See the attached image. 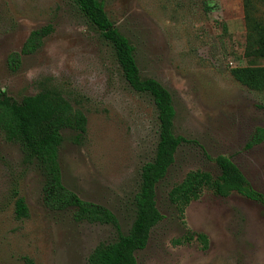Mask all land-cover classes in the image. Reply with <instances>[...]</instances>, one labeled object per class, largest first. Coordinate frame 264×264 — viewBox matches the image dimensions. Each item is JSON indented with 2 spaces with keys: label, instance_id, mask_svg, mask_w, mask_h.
<instances>
[{
  "label": "rangeland",
  "instance_id": "rangeland-1",
  "mask_svg": "<svg viewBox=\"0 0 264 264\" xmlns=\"http://www.w3.org/2000/svg\"><path fill=\"white\" fill-rule=\"evenodd\" d=\"M99 1L132 45L141 77L170 93L173 133L186 140L157 186L162 218L135 253L136 264H264L263 205L204 189L181 220L168 198L189 172L217 178V156L230 158L264 196V140L253 142L264 128V92L230 75L235 67L264 65L247 55L254 48L247 17L264 24V0ZM45 27L50 31L41 47L12 69L9 56ZM44 90L58 93L86 119L81 136L61 131L63 187L108 210L117 223L77 221L71 209L46 208L37 163L0 132V264H87L98 245L129 232L141 167L155 155L151 98L129 87L113 49L73 0H0V94L20 104ZM18 197L27 208L22 219L15 216ZM196 234L207 237L206 249Z\"/></svg>",
  "mask_w": 264,
  "mask_h": 264
},
{
  "label": "trees",
  "instance_id": "trees-1",
  "mask_svg": "<svg viewBox=\"0 0 264 264\" xmlns=\"http://www.w3.org/2000/svg\"><path fill=\"white\" fill-rule=\"evenodd\" d=\"M79 11L113 49L115 60L129 87L137 93L149 96L157 113L158 141L152 161L145 163L140 170V184L134 196L135 217L129 232L119 235L109 244L98 245L89 255L87 264H136L135 253L143 250L148 242L150 231L161 220L156 205V189L174 163L178 148L186 142L173 133L175 110L172 98L166 88L152 78L143 79L136 64L133 47L109 20L103 3L99 0H73ZM248 19V39L254 47L248 56L264 60V24ZM50 27L30 33L20 53H12L8 64L16 69L22 55L35 53L42 40L49 34ZM232 78L252 91L264 92V65L235 67L230 70ZM86 119L56 92L44 90L37 95L24 98L20 104L13 103L0 94V132L9 142L17 143L26 156L32 158L40 168L45 182L43 200L46 208L52 211L72 210L77 221L116 225L114 215L108 210L81 201L75 194L66 190L61 182L58 148L62 140L61 131L71 129L79 136L85 132ZM256 133L253 142L264 140V128ZM219 171L217 178L210 173L193 171L186 174L182 182L174 186L168 194L180 219L185 209L198 200L204 189H209L217 197L225 198L235 193L264 206V196L256 192L248 183L240 169L226 156L214 160ZM15 216H27L23 198L15 201ZM193 235L189 234L188 240ZM195 238L204 249L208 239L203 234Z\"/></svg>",
  "mask_w": 264,
  "mask_h": 264
}]
</instances>
